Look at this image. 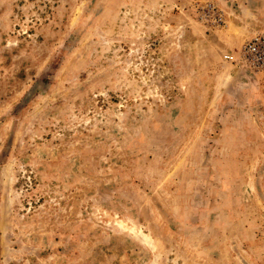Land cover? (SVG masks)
Returning a JSON list of instances; mask_svg holds the SVG:
<instances>
[{
    "label": "rangeland",
    "instance_id": "374dc122",
    "mask_svg": "<svg viewBox=\"0 0 264 264\" xmlns=\"http://www.w3.org/2000/svg\"><path fill=\"white\" fill-rule=\"evenodd\" d=\"M256 31L264 0H0V264H264V71L222 59Z\"/></svg>",
    "mask_w": 264,
    "mask_h": 264
},
{
    "label": "built area",
    "instance_id": "2783aa9c",
    "mask_svg": "<svg viewBox=\"0 0 264 264\" xmlns=\"http://www.w3.org/2000/svg\"><path fill=\"white\" fill-rule=\"evenodd\" d=\"M209 10L210 5L208 4ZM221 21V17L217 18ZM222 59L247 72L264 71V31H256L244 40L237 52H224Z\"/></svg>",
    "mask_w": 264,
    "mask_h": 264
}]
</instances>
